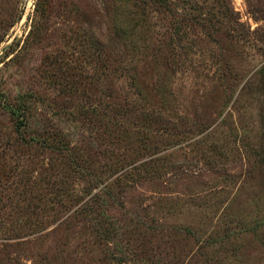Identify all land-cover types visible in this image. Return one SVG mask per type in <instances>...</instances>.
I'll list each match as a JSON object with an SVG mask.
<instances>
[{
  "label": "rangeland",
  "instance_id": "obj_1",
  "mask_svg": "<svg viewBox=\"0 0 264 264\" xmlns=\"http://www.w3.org/2000/svg\"><path fill=\"white\" fill-rule=\"evenodd\" d=\"M0 264H264V0H0Z\"/></svg>",
  "mask_w": 264,
  "mask_h": 264
}]
</instances>
